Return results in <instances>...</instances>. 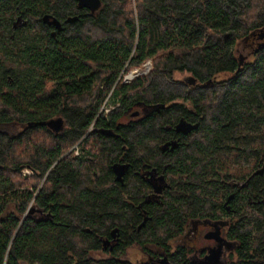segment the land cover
<instances>
[{
	"label": "trees",
	"instance_id": "16d2710c",
	"mask_svg": "<svg viewBox=\"0 0 264 264\" xmlns=\"http://www.w3.org/2000/svg\"><path fill=\"white\" fill-rule=\"evenodd\" d=\"M46 15L62 29L44 23ZM20 16L27 25L14 31ZM242 42L251 60L238 54ZM149 61L147 75L119 82ZM177 72L189 76L177 81ZM139 107L145 115L124 123ZM59 118L65 130L55 136L45 123ZM182 120L198 128L180 136ZM176 135L179 147L164 152ZM81 141L80 156H64ZM122 153L174 179L139 233L122 191L135 203L142 182L130 176L122 187L111 169ZM263 153L264 0H102L95 13L75 0H0V212L9 213L0 219V264H122L92 255L116 227L127 231L125 242L138 236L166 247L183 234L184 218L213 216L214 176L245 179ZM232 158L250 170L237 171ZM26 166L32 179L46 177L40 190H24ZM262 183L251 181L253 195ZM34 200L53 223L20 226ZM250 219L236 230L239 253L262 264V221Z\"/></svg>",
	"mask_w": 264,
	"mask_h": 264
},
{
	"label": "flooded vegetation",
	"instance_id": "af4514ba",
	"mask_svg": "<svg viewBox=\"0 0 264 264\" xmlns=\"http://www.w3.org/2000/svg\"><path fill=\"white\" fill-rule=\"evenodd\" d=\"M139 108L145 109L144 107ZM144 115L143 113L140 114V116ZM131 118L132 117H130V119ZM127 122L128 121H126V123ZM52 123L53 121L47 122L45 125L55 136L60 135L61 131L59 133L55 132ZM188 134L189 133H179L180 136L182 135L185 137L188 136ZM87 135L88 133L86 136ZM179 135H176L174 139L164 144L162 150L167 153H172L177 149L181 140ZM172 142H177L178 144L174 149L171 145L168 146V144ZM73 152L74 150H69L66 156ZM80 155L81 149L78 150L74 156ZM123 155L124 153H122V157L118 162L112 164L111 169L114 175V181L119 183L122 187L125 185V180L130 176L142 182L143 189L138 191L134 196L137 198V202L135 203L130 201V197L126 191H122L123 202L130 205L135 212V217L139 222L135 229V233H139L141 228L145 227L146 224L152 220L151 215H153L155 207L158 208L163 206V199L166 194L174 188V179L165 174L167 171L166 167L160 170L159 168L147 164L143 160L141 163L135 162L136 164L131 165L124 161ZM233 162L235 167H237L236 170L239 172H248L250 170V167L242 168L240 165L241 162H243L242 160H234V158H232L227 161V163ZM117 165L127 166L120 179H118L115 170V166ZM235 167L231 165L232 170H234ZM257 172L258 174H256ZM21 174L24 179L27 175H31L29 177L33 178L35 176V171L31 167L26 166L23 168ZM176 175L179 174L176 173ZM256 177L263 178L259 197L258 195H253L249 187L251 181ZM174 178L176 179L177 177L175 176ZM213 183L217 184L219 188L212 200L213 216L196 214L189 218H184V222L181 225V228L184 229L183 234L169 241L166 247L161 248L152 242L140 241L138 236L125 242V237H127L128 234L127 231L124 230V228L116 227L102 240L101 250H94L92 252L94 259L101 261L112 259L122 264L250 263L247 259L243 260L239 253L241 250V239L237 237L236 230L242 223H249L252 214H258L262 221L261 232L264 233V153L259 161V167L251 172L245 179H236L217 174L213 178ZM24 190L32 191V188H24ZM4 196L5 194L0 190V210L3 209L2 204H4ZM6 210L18 213V208H8ZM8 214L9 213L6 214L1 211L0 219L3 220ZM28 219L34 221L36 224L53 223L54 216L51 212H47L39 207L34 200L21 215L20 226ZM262 245L264 246V244ZM178 252H180L179 261H173L176 259L175 255ZM20 264L30 263L20 260ZM262 264H264V260H262Z\"/></svg>",
	"mask_w": 264,
	"mask_h": 264
},
{
	"label": "water",
	"instance_id": "95a60500",
	"mask_svg": "<svg viewBox=\"0 0 264 264\" xmlns=\"http://www.w3.org/2000/svg\"><path fill=\"white\" fill-rule=\"evenodd\" d=\"M75 1L78 3L79 8L87 9V10L91 11L92 13L97 12L102 6V0H75ZM75 20H77V18H75ZM43 21H44V23H46L50 26H53L56 29V31H60L62 29V23L57 18H55L51 15H46L43 18ZM26 25H27V22L20 16L13 23V29H14V31H17L19 28L25 27ZM55 34H56V32L52 33L53 36H55ZM140 114L141 113L139 111H136V112L131 113V117L137 118L140 116ZM52 126L54 128V131L59 133L63 129V126H64L63 119L59 118V119L54 120L52 123ZM197 128H198L197 124L192 125V124L186 123L183 120L176 127L177 132H179L181 134L190 133V132L196 130ZM170 145L174 149L177 147L178 144H177V142H172V143L168 144V146H170ZM126 168H127V166H125V165L124 166H121V165L115 166V170H116L118 179H120L123 176ZM256 174H258V172ZM217 235H218V233H217Z\"/></svg>",
	"mask_w": 264,
	"mask_h": 264
},
{
	"label": "rangeland",
	"instance_id": "374dc122",
	"mask_svg": "<svg viewBox=\"0 0 264 264\" xmlns=\"http://www.w3.org/2000/svg\"><path fill=\"white\" fill-rule=\"evenodd\" d=\"M252 51V47H248V44H246V43H244V42H242V43H240L239 44V47H238V54L241 56V57H246V56H248L249 54H250V52ZM249 57V59L248 60H251L252 58H251V56H248ZM148 67V69H146ZM151 68H152V63H151V61H149V62H147L143 67H141L140 69H125L123 72H122V74L120 75V76H122L121 77V80H119V82H121V83H123V84H126V83H124V81L127 79V76H129L132 72H135V71H138V70H141L142 72L139 74V75H137V76H135L133 79H131V80H129L128 81V83H131V82H133L136 78H138V77H140V76H144V75H147L149 72H150V70H151ZM189 75L188 74H186V73H182V72H177L176 74H175V80H177V81H185V79L188 77ZM229 77V75H222V76H220L219 77V80H224V79H226V78H228ZM124 80V81H123ZM127 83V84H128ZM114 108V106L112 105V104H109L108 103V105H104V111L106 112V110H112ZM136 111H140L141 113H143V114H145L146 113V110L145 109H141V108H139V109H137ZM108 113V112H107ZM131 119H133V118H131ZM130 118H127V119H125L123 122L124 123H126V121H130L131 120ZM65 125V124H64ZM64 130H65V126H63V129L61 130V133H63L64 132ZM85 139V138H84ZM81 146H82V141L81 142H79L78 144H76L73 148H71L72 150H74V152L72 153V155L74 156L77 152H78V150H80L81 149ZM70 149V150H71ZM69 152V151H68ZM65 155H67V152L64 154V156ZM250 167V166H249ZM29 176H31V175H27V177L25 178L26 179V181H25V184L23 185V188H33L35 185H37V187L39 188V189H41V187H44V185H45V180H46V177H44L42 180H37L38 178H36V179H32V177L30 178ZM38 189V190H39Z\"/></svg>",
	"mask_w": 264,
	"mask_h": 264
},
{
	"label": "bare ground",
	"instance_id": "6f19581e",
	"mask_svg": "<svg viewBox=\"0 0 264 264\" xmlns=\"http://www.w3.org/2000/svg\"><path fill=\"white\" fill-rule=\"evenodd\" d=\"M142 71L141 70H138V71H135V72H132L129 76H127V80H131L133 79L135 76L139 75ZM121 80V79H120ZM124 81V80H123ZM126 83V82H124ZM109 112V110H106V112Z\"/></svg>",
	"mask_w": 264,
	"mask_h": 264
},
{
	"label": "built area",
	"instance_id": "2783aa9c",
	"mask_svg": "<svg viewBox=\"0 0 264 264\" xmlns=\"http://www.w3.org/2000/svg\"><path fill=\"white\" fill-rule=\"evenodd\" d=\"M146 69H148V67H147ZM121 77H122V76H120L119 80L121 79ZM128 81H129V80L126 79L124 82L128 83ZM107 112H108V111H107Z\"/></svg>",
	"mask_w": 264,
	"mask_h": 264
}]
</instances>
